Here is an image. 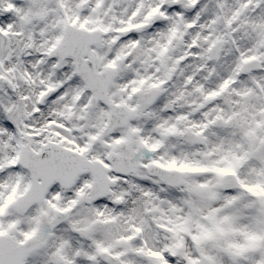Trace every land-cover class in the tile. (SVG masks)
I'll list each match as a JSON object with an SVG mask.
<instances>
[{
    "label": "snow or ice",
    "instance_id": "snow-or-ice-1",
    "mask_svg": "<svg viewBox=\"0 0 264 264\" xmlns=\"http://www.w3.org/2000/svg\"><path fill=\"white\" fill-rule=\"evenodd\" d=\"M0 264H264V0H0Z\"/></svg>",
    "mask_w": 264,
    "mask_h": 264
}]
</instances>
